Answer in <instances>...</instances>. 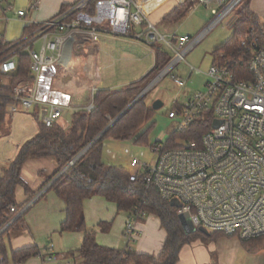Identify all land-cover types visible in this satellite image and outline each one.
Listing matches in <instances>:
<instances>
[{"label": "built area", "instance_id": "obj_1", "mask_svg": "<svg viewBox=\"0 0 264 264\" xmlns=\"http://www.w3.org/2000/svg\"><path fill=\"white\" fill-rule=\"evenodd\" d=\"M243 1L197 0L194 6L211 8L213 21L196 37L176 39L161 33L135 0H79L42 23L26 20V12L18 11L20 19L26 22L25 31H30H24L18 40L5 41L13 50L1 62L0 73L4 77L14 73L18 56L27 55L30 78L13 87L9 114L38 112L40 123L51 128L66 113L77 111L73 93L61 85V79L70 63L93 57L102 37L142 44L155 61L158 51L170 53L169 64L148 85V92L166 76L183 89L188 81L174 71ZM5 3L6 0H0V21L5 11L14 10L10 5L4 6ZM189 71L192 74L195 68L189 66ZM95 92L96 87L92 90ZM177 103L176 98L174 104ZM93 108L91 103L83 110ZM208 113L213 117L212 126L200 143L187 140L173 145L168 140L153 143L151 152L155 161L142 165L141 171L130 175L129 182L141 179L146 190L157 191L169 202L180 201L178 216L188 214L196 229L245 241L264 238V45L254 28L240 41L237 51L215 57L204 87L188 98L180 110L170 111L168 118L177 121L176 131H185ZM215 121H220L217 128L213 126ZM30 206L31 203L24 208H12L17 215L1 232ZM147 214L140 208L129 212L124 253L134 247L140 235L138 223Z\"/></svg>", "mask_w": 264, "mask_h": 264}, {"label": "crops", "instance_id": "obj_2", "mask_svg": "<svg viewBox=\"0 0 264 264\" xmlns=\"http://www.w3.org/2000/svg\"><path fill=\"white\" fill-rule=\"evenodd\" d=\"M78 1L6 0L4 6L10 5L14 10L5 11L3 14L5 19L2 18L0 21V38L4 41H15L24 34L26 22L20 19L17 14L18 11L26 12V20L42 23L56 17L62 10ZM135 1L147 18L161 33L164 32V35L169 38L182 37L176 34L178 28L199 7L204 6L213 16L210 7L196 5L181 21L174 22L167 20V17L186 0ZM253 1L246 4L249 5L250 10L257 17L260 15L264 18V0ZM212 7L215 8V5ZM233 14L232 17L230 16L224 20L231 28L236 17ZM258 19L261 24H264V20L262 22L259 17ZM211 22L208 23L206 19L198 22V27L195 28V31L193 30L194 33L199 35ZM210 33L204 40L207 39ZM183 36L192 37V33ZM213 45L211 44L210 48H203L199 52H195L196 47H194L187 56L192 55L193 59L198 61L197 59H200L204 54L206 55L208 51L214 52L223 46L217 47V43L215 46L217 48H215ZM213 52L211 54V65L215 59ZM168 55L171 59V54ZM154 66V55L142 44L128 39L102 37L94 49L92 58L68 65V70L61 79V85L73 93V101L78 106V110H83L93 103L94 94L92 90L94 87H96V91L98 89H123L141 81ZM178 76L188 81L184 87L187 90L185 91L186 94H183L187 101L188 98L204 87L207 80V71L202 72L195 69V72L191 74L188 69L184 76ZM83 97L88 100L86 105L80 104L79 99ZM175 105H178V103ZM30 112V116L34 121L31 126L32 129L16 148L13 158L0 165V172H2L5 165L15 158L20 146L37 134L40 123L39 114L34 111ZM66 115L59 120V124L63 126L67 124ZM153 143L154 139H152L151 134L150 145ZM154 161L155 156L152 154L151 148L138 146L135 144V140L116 141L108 139L104 142L102 162L106 166L123 169L131 175L141 171L142 165L151 164ZM59 175V163L53 157L32 158L24 163L20 178L27 186L28 191L24 186L17 187L16 202L20 208H24L30 203L31 206L24 213L23 225L20 228L2 234L4 251L0 253V264H83L79 251L82 248L85 234L77 231H61V225L66 218V204L52 190V185ZM83 212L86 229L88 233L95 235L99 245L119 251L125 250L124 229L129 212L120 211L115 203L97 195L84 201ZM138 229L140 235L131 252L138 255L158 257L168 238V233L162 226L161 220L156 215L147 214L145 218L139 221ZM208 236L207 241H205L206 244L195 251L192 250L193 252L190 246L192 244L198 245L197 243L201 240L186 244L180 252L178 264H264V248L252 253L244 247L238 237L223 235L210 237L211 233ZM28 248H34L37 254L25 261L14 259V252Z\"/></svg>", "mask_w": 264, "mask_h": 264}, {"label": "trees", "instance_id": "obj_3", "mask_svg": "<svg viewBox=\"0 0 264 264\" xmlns=\"http://www.w3.org/2000/svg\"><path fill=\"white\" fill-rule=\"evenodd\" d=\"M197 0H186L167 17V20L179 22L195 5ZM254 28L264 45V24L244 4L236 14L232 25V37L213 52L214 57L220 53L237 51L240 41ZM30 31V30H26ZM25 31V32H26ZM4 39L0 38V64L12 52ZM170 56L163 51L157 52L155 66L139 82L120 90L98 89L93 97L94 108L91 111L78 110L71 113L66 125L56 123L47 128L39 123L37 134L20 146L17 155L0 172V232L16 217L12 208H19L16 202V189L27 186L20 178L21 169L28 159L53 157L59 163V173L97 138L108 125L115 120L153 79L169 64ZM30 58L18 56L17 70L4 77L0 73V129L5 125L9 106L13 103V87L22 79L30 78ZM9 79L8 84L3 80ZM149 93L135 103L105 134L95 143L73 166L62 174L52 185V190L65 202V221L61 225L62 232L77 231L84 233V242L79 251L83 264H178L182 248L191 242V237L203 235L197 231L186 234L178 217V209L170 206V202L161 198L155 190H146L139 179L130 183V173L119 168L106 166L102 162L105 140H135L142 147H152L150 136L155 124L152 122L155 111L150 107ZM175 110L181 106L176 105ZM213 122L211 113L196 120L187 130L175 131L168 139L173 145L175 138L201 142L203 135L210 130ZM150 125L145 131L143 128ZM97 195L115 203L120 211L131 212L135 208L156 215L168 233L164 248L158 257L138 255L133 252L124 253L99 245L93 233H88L84 219V201ZM23 225V216L15 220L4 233ZM211 236L223 235L210 232ZM204 236V235H203ZM209 237V236H207ZM3 235H0V253L3 249ZM241 240V239H240ZM244 247L252 253L264 248V238L250 241L241 240ZM37 254L34 248L14 252L16 261H25Z\"/></svg>", "mask_w": 264, "mask_h": 264}, {"label": "rangeland", "instance_id": "obj_4", "mask_svg": "<svg viewBox=\"0 0 264 264\" xmlns=\"http://www.w3.org/2000/svg\"><path fill=\"white\" fill-rule=\"evenodd\" d=\"M250 1L252 2L253 0H244L240 4V6L237 7V9L234 11L233 15H236L238 13V10L244 4ZM256 2H258V0H256ZM258 17L263 22L264 18L260 15ZM203 19H206L208 23L214 19L210 11H208L204 6L199 7V9L196 12L192 13L189 17H187L182 23L181 27L178 28L176 34L178 36H183L192 33V37H196L197 35L196 33H194L195 28L198 27V22H201ZM232 33L233 30L227 24V21L220 23L210 33L207 39H205L200 45H198V47H196L195 52H199L203 48L208 49L210 48L211 44H214L213 45L214 47L216 46L217 43H218L217 47L223 45L232 36ZM163 34L165 33L163 32ZM40 45L41 43L38 44V48L40 47ZM213 48L212 50L215 49ZM212 52L208 51L206 55L204 54L203 56H201L200 59H197L198 61H195L192 55L187 56L186 62L180 63L174 72L177 73L178 75L184 76L188 72L189 66H193L195 69L200 70L202 72L205 71L208 72L211 66ZM3 82L8 84L9 79H4ZM185 91H187L185 88L184 89L177 88V86L173 83L170 76H166L165 78L160 80L151 90V93L149 94L150 107H152L153 102L155 100H161L164 104L161 109L155 111V116L152 120V122L155 124L154 130L152 132V139H154V143L158 141H163V142L167 141L172 136V134L177 130L178 123L177 121L170 120L168 118V112L170 110L171 111L175 110V107H177L174 104L176 98L178 99L179 106L185 103L186 99L183 95L186 94ZM84 98L85 97L79 99L81 105H86L88 103V100ZM30 113H31L30 111L29 112L19 111L15 115H11V114L8 115L5 125L0 129V165H3V163L7 162V160L13 158L16 148H18L19 144L26 137V134L30 131V129H32L31 126L34 121L31 118ZM149 126H150L149 124L145 126L142 131H145ZM181 140L184 139L175 138L173 140V144H178V141ZM203 235L191 237V242L196 240H201L199 243H197L198 245L195 246L194 244H192L190 246L191 251L192 250L195 251L197 248L203 247L206 244L205 241H207L206 238L208 235H204V236Z\"/></svg>", "mask_w": 264, "mask_h": 264}, {"label": "water", "instance_id": "obj_5", "mask_svg": "<svg viewBox=\"0 0 264 264\" xmlns=\"http://www.w3.org/2000/svg\"><path fill=\"white\" fill-rule=\"evenodd\" d=\"M149 89L148 86L141 92V94L136 97L132 103L115 119L113 120L108 127L97 137L94 139V141H92V143L87 146L73 161L72 163L66 167V169L60 173L59 177L62 176V174L64 172H66L75 162H77L95 143H97L103 136L104 134L135 104L137 103L140 99H142L147 93H148ZM163 107V102L161 100H156L154 101L153 105H152V109L154 111H158L160 108ZM71 118V113H67L66 115V119L69 121ZM214 128H217L220 126V121H215L214 122ZM58 177V178H59ZM57 178V179H58ZM56 179V180H57ZM170 206L173 208H177L180 209L181 208V203L180 201L173 199L170 201ZM180 223L182 225L183 230L185 231L186 234H192L195 233L197 231L201 232L204 235H210V232H208L206 229L204 228H199L196 229V227L193 225V223L191 222L190 216L188 214H181L178 216ZM4 232H0V235H2Z\"/></svg>", "mask_w": 264, "mask_h": 264}]
</instances>
